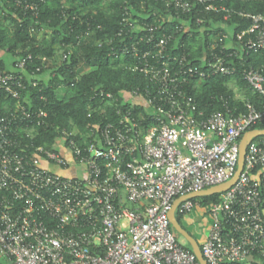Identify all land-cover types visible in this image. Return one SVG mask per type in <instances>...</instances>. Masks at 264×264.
Here are the masks:
<instances>
[{
  "label": "built area",
  "instance_id": "built-area-1",
  "mask_svg": "<svg viewBox=\"0 0 264 264\" xmlns=\"http://www.w3.org/2000/svg\"><path fill=\"white\" fill-rule=\"evenodd\" d=\"M138 1L144 10L145 0ZM155 1V22L134 19L124 1L120 29L108 40L118 43L113 57L130 60L128 69L146 81L120 92L125 106L116 109V121L86 132L64 129L49 147L33 143L47 112L22 113L20 123L31 122L24 129L31 143L19 134L16 114L0 115V264H200L172 232L169 213L177 199L233 178L241 139L264 121V105L258 110L248 101L245 114L206 116L187 89L241 73L264 98V66H247L238 51L264 53V13L233 6L249 0ZM45 2L15 0L34 13ZM211 14L251 24L236 35L240 49L220 32L197 63L187 40ZM92 35L88 30L78 42ZM28 61L31 55L11 71L0 66V90L14 100L28 88ZM40 71L29 76L33 87ZM213 196L208 203L186 199L176 210L184 220L204 208L211 221L200 245L207 264H264V137L248 146L238 181Z\"/></svg>",
  "mask_w": 264,
  "mask_h": 264
},
{
  "label": "trees",
  "instance_id": "trees-1",
  "mask_svg": "<svg viewBox=\"0 0 264 264\" xmlns=\"http://www.w3.org/2000/svg\"><path fill=\"white\" fill-rule=\"evenodd\" d=\"M62 1L46 0L40 4L37 13H34L18 7L15 0H0V51L8 58L5 61L0 57L1 68L10 71L8 63L13 61L14 70L19 60L32 56V61L27 62L28 74L25 77L28 88L22 93L21 99L14 100L0 90V115L9 118L16 114L20 124L19 134L23 135L24 142L31 143L24 132V129L31 126V122L24 119L20 123L22 113L47 112L48 118L42 119L44 124L37 127L33 140L36 146L52 147L64 129L69 132H86L88 125L117 120L116 109L125 106L120 92L131 91L146 83L142 76L128 69L127 65L132 64L130 60L113 57L111 48L118 43H108L120 29L121 6L127 1L132 17L148 22H155L154 12L160 8L155 0H145L144 10L138 0ZM233 6L254 14L264 13L263 0L237 2ZM203 17L208 23L203 30L197 29L194 36L187 40L197 63L208 51L207 46L212 43L214 36L220 32L227 35L226 44L233 43L240 49V44L236 43V35L248 29L250 21L239 17L225 20L223 15L213 14ZM88 30L93 35L79 43L82 34ZM57 48L62 50V57L66 55L67 58L61 59L59 65L52 66L50 61L55 58ZM238 51L247 66L258 69L264 66V53L250 52L247 55ZM229 62L239 64V60L235 58L229 59ZM37 67L41 68L37 73L39 84L33 87L29 76ZM48 73L51 76L45 79L44 76ZM231 83L236 84L243 92L242 98H237ZM187 90L196 100L198 110L206 116L218 111L226 114L231 112L236 116L245 114V103L248 101L258 110H262L264 105V98L252 90L241 73L232 77L214 76L203 84L194 81ZM101 91L111 93L119 100L109 102L99 96ZM254 129L264 130V121L257 123ZM261 139L259 137L253 141ZM215 199L217 196L194 201L208 203ZM177 219L181 223L182 218L178 216Z\"/></svg>",
  "mask_w": 264,
  "mask_h": 264
},
{
  "label": "water",
  "instance_id": "water-1",
  "mask_svg": "<svg viewBox=\"0 0 264 264\" xmlns=\"http://www.w3.org/2000/svg\"><path fill=\"white\" fill-rule=\"evenodd\" d=\"M264 137V130L260 129H254L246 132L244 136L241 139L240 142V152H239V161H238V167L237 172L233 176V178L216 187L203 190L197 193H192L189 195H186L184 197H181L177 199L173 205L172 210L169 213V219L171 222L172 227L185 239V241L190 245L193 253L196 255L198 261L200 264H207L206 260L203 258L200 245L197 242V240L189 233L187 232L181 225V223L178 221L176 217V210L179 204L186 200V199H195V198H203V197H210L216 194L224 193L228 191L239 179L244 166H245V156L247 153L248 146L253 142L254 139Z\"/></svg>",
  "mask_w": 264,
  "mask_h": 264
},
{
  "label": "rangeland",
  "instance_id": "rangeland-1",
  "mask_svg": "<svg viewBox=\"0 0 264 264\" xmlns=\"http://www.w3.org/2000/svg\"><path fill=\"white\" fill-rule=\"evenodd\" d=\"M221 26V25H219ZM218 27V25H217ZM42 36V34H41ZM56 56L53 60L50 61V65L56 66L59 65L62 61V50L60 48H57ZM49 76H51L49 73L45 74L44 78L48 79ZM231 88L236 92L237 98L243 97V92L237 87L236 84L231 83ZM60 90H63L60 89ZM184 154L187 155V152L184 151ZM214 197V196H213ZM204 208L196 207L188 216V218L181 220L182 227L189 232L199 243V245H202L203 242L206 240V237L209 233V230L211 228V221L207 219V216L204 217ZM172 232L177 237L179 241H182L183 237L174 229L172 228ZM187 247H190L189 244H187ZM191 248V247H190Z\"/></svg>",
  "mask_w": 264,
  "mask_h": 264
},
{
  "label": "crops",
  "instance_id": "crops-1",
  "mask_svg": "<svg viewBox=\"0 0 264 264\" xmlns=\"http://www.w3.org/2000/svg\"><path fill=\"white\" fill-rule=\"evenodd\" d=\"M0 20H2V16H0ZM0 57H2L5 61H8L7 55L1 51H0ZM12 64H13V61L8 63V70H10V71L13 70ZM58 171H60V170H58Z\"/></svg>",
  "mask_w": 264,
  "mask_h": 264
}]
</instances>
